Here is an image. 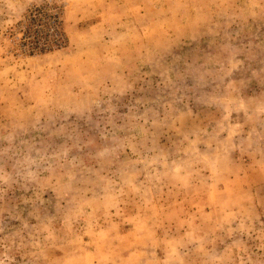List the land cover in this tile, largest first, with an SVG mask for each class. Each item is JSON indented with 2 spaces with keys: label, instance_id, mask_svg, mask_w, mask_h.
I'll use <instances>...</instances> for the list:
<instances>
[{
  "label": "rangeland",
  "instance_id": "obj_1",
  "mask_svg": "<svg viewBox=\"0 0 264 264\" xmlns=\"http://www.w3.org/2000/svg\"><path fill=\"white\" fill-rule=\"evenodd\" d=\"M0 264H264V0H0Z\"/></svg>",
  "mask_w": 264,
  "mask_h": 264
}]
</instances>
